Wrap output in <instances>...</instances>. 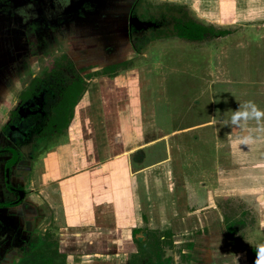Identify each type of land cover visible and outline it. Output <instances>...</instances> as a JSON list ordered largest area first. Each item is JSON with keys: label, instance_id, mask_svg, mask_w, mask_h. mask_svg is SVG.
Instances as JSON below:
<instances>
[{"label": "crops", "instance_id": "obj_1", "mask_svg": "<svg viewBox=\"0 0 264 264\" xmlns=\"http://www.w3.org/2000/svg\"><path fill=\"white\" fill-rule=\"evenodd\" d=\"M143 1L187 6L199 19V10L215 14L204 18L208 25L190 18L234 29L214 38L213 48L187 41L166 52L162 40L141 52L137 39L154 24L138 12ZM13 4L18 18H38L37 46L35 54L25 50L23 32L0 17V148L8 145L4 126L19 94L31 77L50 70L47 57L67 55L80 76L117 67L85 80L68 126L55 136L66 135L64 146L18 152L10 184L19 195L6 186L9 157L0 156V264H19L26 243L31 251L49 247L56 264H135L148 232H168L173 244H183L182 264H264V119L247 121L246 129L229 123L244 103L237 86L248 82L223 59L235 41L255 37L253 44H264V0ZM89 65L93 70L80 71ZM166 65L173 68L170 80L162 73ZM213 85L218 90L206 94ZM236 133L255 139L237 145ZM225 204L247 207L229 219ZM246 214L255 225H246ZM177 221L188 225L184 232L175 233Z\"/></svg>", "mask_w": 264, "mask_h": 264}, {"label": "rangeland", "instance_id": "obj_2", "mask_svg": "<svg viewBox=\"0 0 264 264\" xmlns=\"http://www.w3.org/2000/svg\"><path fill=\"white\" fill-rule=\"evenodd\" d=\"M143 2H141V10H139L138 12H140L142 15H146V17H151L154 18V24L151 28H149L147 31H141V33H143L141 38L137 39V48L139 50H141V52L148 50L147 52H149V50L151 49V51L153 50V48L155 49V44L159 41H162V43H164L163 47H165V51L168 52V50L171 49L172 47V43H177L178 46H183V47H187L186 40L182 41L180 39H177L174 31V24L176 23L177 19L180 20H186L188 19V17L191 18H195L196 16L194 15V13L192 12V14L190 13V11L188 10L187 6H183V5H176V6H171L166 7L168 4L167 3H163L161 4H154L155 2H146V4H143ZM158 5V6H157ZM199 14H201L200 19L198 17H196V20H200L203 23H208L205 21L204 18H209V19H213L214 16H216L215 14L212 15H205V13H201V11L199 10L198 12ZM195 16V17H194ZM202 19V20H201ZM208 25V24H207ZM221 28V27H220ZM223 28H228V27H223ZM236 28H240V27H236ZM219 29V28H216ZM222 29V28H221ZM234 29V27H229L228 30L230 31V33H232V30ZM242 29V27H241ZM255 39V37H251L249 39V42L246 40H238L235 41L233 45H230L228 47V49L226 50V52L223 54V59H225L228 62V66L230 69H235L238 70V72H231V74L233 76H237L238 78H240V80L246 81L248 82V84L243 85V84H238L237 87L243 88V93L241 96V100H243L244 102L247 100H251L253 99V101L255 103H264V44L263 43H255L253 44V40ZM185 43H182V42ZM216 43V39H210V40H206L203 43H195L197 44L196 47H207L210 46L211 48L214 47V44ZM177 46V45H175ZM217 48V46L215 47ZM59 57H47V64L50 63L48 66H53L55 59L61 60L62 57L60 55H57ZM63 60V59H62ZM64 62V61H63ZM131 64H133V62H128L125 67H122L120 70H123L126 67H129ZM141 66V64H140ZM177 66V65H176ZM182 66V65H180ZM43 68V64L41 61H39L38 63V70H42ZM173 68L170 65H166L165 68L163 69L162 73L165 74V76L167 78L172 77L171 73H173ZM191 70H194L195 68H191ZM118 71L117 74L121 71ZM41 73H44L46 76L48 74V70L44 71V69L42 70ZM110 74L111 72L109 71H102V72H86L84 74H82V76L88 80L89 78H91L92 76H95L97 74ZM73 73L72 71H69L68 69H63L62 73H60L59 78L62 80L61 84L64 85L66 83H69L73 78V80H76V77H72ZM58 78H55V80H57ZM54 81V79H53ZM164 83H169V82H164ZM85 81L82 80L80 78V80L78 81V92L77 95L80 96L81 93L83 92V88ZM259 88V90H257ZM208 92H205L206 94H213L218 90V88H216V85H213L210 89L207 87L206 89ZM260 94V95H259ZM79 98V97H78ZM67 134V133H66ZM66 135L64 137H55L52 138L51 140H39L37 139L36 142L34 143H29L30 145L25 146L24 148L27 149V153H25V149L24 150V154L25 156L28 155V152L31 153V155L36 151L38 153L42 152V150L40 149V147L42 146L43 143L48 144L49 148H53V147H57L60 145H65V138ZM67 141V140H66ZM44 144V145H45ZM41 150V151H38ZM246 204H242L240 206H230V205H223V209H225V214L230 216L229 219L233 218L231 217L233 214H235L234 211H236L237 213L240 211H242V209H246ZM236 213V214H237ZM244 220V222L246 223V225H250L253 224L255 225L256 221L255 219H251L249 216H243L242 218ZM240 219V221L242 220ZM235 221H239L236 220ZM188 222V221H187ZM175 226V233L177 234V231L180 232L181 228V233L184 232L188 225L185 224L183 227L179 226V221H177L176 223H173ZM178 228V229H176ZM162 229V228H161ZM226 232L228 233L227 229ZM168 233V232H166ZM158 234V233H154V232H148L146 235V242H144V245L142 246V252H140L138 254V258L135 262V264H152V263H157L158 260L160 261V264H182L183 261L186 260L187 255L185 256L184 254V245L183 244H179V245H175L173 244V235L172 234ZM240 233V232H239ZM237 233V238L241 241H243L244 239L247 238L246 236V231H242V233ZM229 235V233H228ZM162 236V238H161ZM229 237H231L229 235ZM51 239V238H50ZM54 243V240H49L48 244L52 245ZM251 243H253L251 241ZM241 244V242H240ZM253 246V245H251ZM255 247V246H253ZM251 249V248H250ZM41 251H46V249H43ZM183 251V252H182ZM48 252V251H46ZM39 255H43L42 253H38ZM158 255V256H157ZM264 258V257H262ZM262 261V260H261ZM264 263V260L262 261Z\"/></svg>", "mask_w": 264, "mask_h": 264}, {"label": "flooded vegetation", "instance_id": "obj_3", "mask_svg": "<svg viewBox=\"0 0 264 264\" xmlns=\"http://www.w3.org/2000/svg\"><path fill=\"white\" fill-rule=\"evenodd\" d=\"M15 1L16 0H0V17L7 19L10 29H20L23 32L21 37L22 46L25 50L29 51V53L35 54V47L37 46L35 30L38 27V18L37 22L33 17H28L26 15L25 17L18 18L14 10L13 3ZM29 1L33 2V0ZM87 8L88 6L85 7V10ZM150 18L151 17H149V19ZM4 46L5 43L0 42V48L2 50ZM62 59H55L53 66H50V70H48L47 76L44 73H40L30 78L25 89L19 94L20 103L12 112L13 119L4 126L8 145L6 148H0V156L9 157L5 165L4 177L7 188L12 189L13 194H20L19 191L10 184L11 170L17 165L21 158L18 152L21 149H25V152H27V149L24 147L30 145L29 143L36 142L37 139L45 141L54 138L56 135H60L55 133L54 136H48L44 131L47 122L54 114V108L60 101L61 90L68 84L79 81L80 78L84 81L86 80L83 76L79 75L76 69L77 67L71 58L65 55L62 56ZM109 67H104L103 70L112 72V65ZM65 68L72 71V77H76V80H73V78L69 83L62 85V80L59 78V75ZM86 70H93L92 65H89L87 69H80L81 72H85ZM55 78L58 79L55 80ZM43 147L44 143L40 149H43ZM32 251L28 249V243H26L23 247V258L20 260L19 264H24L25 259H28V255Z\"/></svg>", "mask_w": 264, "mask_h": 264}, {"label": "trees", "instance_id": "obj_4", "mask_svg": "<svg viewBox=\"0 0 264 264\" xmlns=\"http://www.w3.org/2000/svg\"><path fill=\"white\" fill-rule=\"evenodd\" d=\"M174 31V35L176 37L191 42H203L206 40L217 38L219 36H226L230 33L229 30L216 29L212 26H205L193 21L190 17H188V19L186 20L177 19L176 23L174 24ZM116 67L117 65L112 66V68ZM78 89V81H74L61 90L60 101L57 103L56 107L53 110V116H51V118L47 122L44 131L45 134H47L48 136H54L55 133L61 134V131L68 126L69 121L72 117L74 106L77 103L79 97L77 95ZM229 223L227 224L226 229L229 235L232 236L234 222L230 224ZM142 246L143 245L139 247V253L142 252ZM41 250L43 249H36L29 255L27 254L28 259H25L24 264H56L54 263L55 259L49 257V247L46 250L48 252ZM38 253H42L43 255H39ZM59 264L63 263L61 262ZM152 264H160V261L158 260L157 263Z\"/></svg>", "mask_w": 264, "mask_h": 264}, {"label": "clouds", "instance_id": "obj_5", "mask_svg": "<svg viewBox=\"0 0 264 264\" xmlns=\"http://www.w3.org/2000/svg\"><path fill=\"white\" fill-rule=\"evenodd\" d=\"M262 119H264V109L259 108L254 102L249 100L245 101L243 104H240L238 110L232 111V114L229 118V123L231 125H239L240 129H246L244 126H246L247 121H260ZM232 136L238 138L234 141L237 143V145H247L249 142L255 139V137H253L251 134L241 137L239 133H236Z\"/></svg>", "mask_w": 264, "mask_h": 264}]
</instances>
